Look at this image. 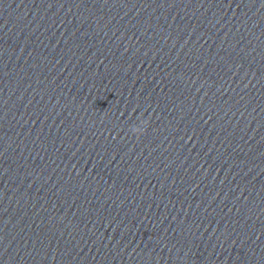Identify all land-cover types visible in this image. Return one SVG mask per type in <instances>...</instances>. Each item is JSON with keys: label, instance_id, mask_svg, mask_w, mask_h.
I'll use <instances>...</instances> for the list:
<instances>
[{"label": "water", "instance_id": "95a60500", "mask_svg": "<svg viewBox=\"0 0 264 264\" xmlns=\"http://www.w3.org/2000/svg\"><path fill=\"white\" fill-rule=\"evenodd\" d=\"M0 264H264V0H0Z\"/></svg>", "mask_w": 264, "mask_h": 264}, {"label": "clouds", "instance_id": "9594fccd", "mask_svg": "<svg viewBox=\"0 0 264 264\" xmlns=\"http://www.w3.org/2000/svg\"><path fill=\"white\" fill-rule=\"evenodd\" d=\"M138 135L143 134L142 130L140 129L139 132L137 133Z\"/></svg>", "mask_w": 264, "mask_h": 264}]
</instances>
